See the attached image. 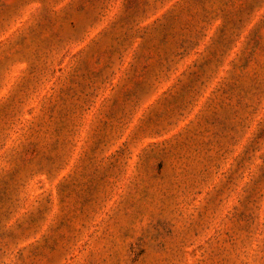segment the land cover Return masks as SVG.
I'll return each instance as SVG.
<instances>
[{
	"label": "rangeland",
	"instance_id": "1",
	"mask_svg": "<svg viewBox=\"0 0 264 264\" xmlns=\"http://www.w3.org/2000/svg\"><path fill=\"white\" fill-rule=\"evenodd\" d=\"M0 264H264V0H0Z\"/></svg>",
	"mask_w": 264,
	"mask_h": 264
}]
</instances>
